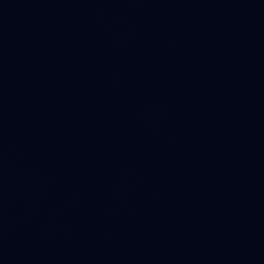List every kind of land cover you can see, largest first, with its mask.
Masks as SVG:
<instances>
[{"label": "water", "instance_id": "water-1", "mask_svg": "<svg viewBox=\"0 0 264 264\" xmlns=\"http://www.w3.org/2000/svg\"><path fill=\"white\" fill-rule=\"evenodd\" d=\"M0 264H264V0H0Z\"/></svg>", "mask_w": 264, "mask_h": 264}]
</instances>
